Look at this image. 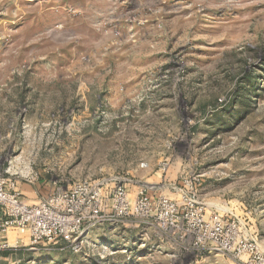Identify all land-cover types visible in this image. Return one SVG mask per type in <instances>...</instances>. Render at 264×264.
<instances>
[{
	"label": "rangeland",
	"instance_id": "374dc122",
	"mask_svg": "<svg viewBox=\"0 0 264 264\" xmlns=\"http://www.w3.org/2000/svg\"><path fill=\"white\" fill-rule=\"evenodd\" d=\"M25 167L31 205L107 180L142 211L9 230L0 264L264 261V0H0V175Z\"/></svg>",
	"mask_w": 264,
	"mask_h": 264
},
{
	"label": "built area",
	"instance_id": "2783aa9c",
	"mask_svg": "<svg viewBox=\"0 0 264 264\" xmlns=\"http://www.w3.org/2000/svg\"><path fill=\"white\" fill-rule=\"evenodd\" d=\"M14 178L31 185V171L25 167L21 172L11 173L9 168L0 175V235L9 230L27 232L32 246L75 242L101 221H115L133 213L138 216L142 211V201L137 200L132 207L126 189L113 187L107 180L78 182L68 189H57L31 205ZM109 202L114 213L112 218L106 213ZM7 246L9 243L5 242L0 250ZM259 261L255 258L248 264Z\"/></svg>",
	"mask_w": 264,
	"mask_h": 264
},
{
	"label": "crops",
	"instance_id": "0c3cea01",
	"mask_svg": "<svg viewBox=\"0 0 264 264\" xmlns=\"http://www.w3.org/2000/svg\"><path fill=\"white\" fill-rule=\"evenodd\" d=\"M25 191V193H26V196L23 194V197H24V199L29 203V204H31V198H27V193H30L31 192V190H30V188L28 189V188H22V191ZM23 193V192H22Z\"/></svg>",
	"mask_w": 264,
	"mask_h": 264
}]
</instances>
